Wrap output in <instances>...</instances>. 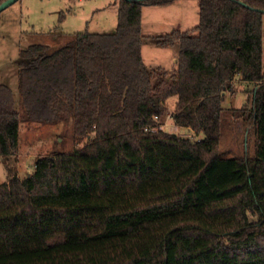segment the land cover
Returning a JSON list of instances; mask_svg holds the SVG:
<instances>
[{
    "label": "trees",
    "instance_id": "trees-1",
    "mask_svg": "<svg viewBox=\"0 0 264 264\" xmlns=\"http://www.w3.org/2000/svg\"><path fill=\"white\" fill-rule=\"evenodd\" d=\"M175 1L118 0L114 32L20 50V110L0 84L2 161L22 122L87 142L0 182V264H264V0H195V27L156 38L179 47L169 72L145 64L141 17ZM237 84L249 107H225ZM170 97L202 139L161 129ZM227 114L252 120L254 157L218 152Z\"/></svg>",
    "mask_w": 264,
    "mask_h": 264
},
{
    "label": "rangeland",
    "instance_id": "rangeland-1",
    "mask_svg": "<svg viewBox=\"0 0 264 264\" xmlns=\"http://www.w3.org/2000/svg\"><path fill=\"white\" fill-rule=\"evenodd\" d=\"M118 0H18L0 12V84L8 86L15 105L20 110V97L17 86L19 52L33 44H43L55 49L66 44L77 32L110 33L116 27ZM151 9L145 7L143 14L145 39L143 56L149 64L154 51H173L156 43V38L165 35L153 33L150 36L147 20ZM152 11V10H151ZM157 11V10H155ZM263 62H264V18H263ZM171 49V50H170ZM166 57V56H165ZM168 59V56H167ZM170 64L167 66L169 69ZM237 84L234 92L225 100V107L240 108L251 103L252 86ZM175 97L166 101L167 114L162 120L161 129L192 140L203 138L202 133L177 127L171 115ZM226 115L227 122L222 128L218 152L222 157L255 156V133L253 122L246 116ZM86 138L73 134L71 123L42 124L22 122L19 127V145L15 156L3 162L0 158V182L12 176L24 178L33 170L38 157L69 152L84 146Z\"/></svg>",
    "mask_w": 264,
    "mask_h": 264
},
{
    "label": "crops",
    "instance_id": "crops-1",
    "mask_svg": "<svg viewBox=\"0 0 264 264\" xmlns=\"http://www.w3.org/2000/svg\"><path fill=\"white\" fill-rule=\"evenodd\" d=\"M145 7L160 8L151 9L152 11H149L150 15L149 19L147 20V29H149L150 36H153V33H155V36H157L159 33L168 34L174 30L183 32L192 29L199 22L198 4L195 0H177L168 6H144L142 8L141 17L142 34L144 29L143 14ZM114 31L115 28L112 30V32ZM143 36L145 35L143 34ZM170 48L173 49V51H166V53H158L154 51L153 56H151L152 59H150L149 64H147V62L144 60L142 46V58L145 64L149 67H160L166 69L169 72H174L177 67L179 47L174 45ZM169 64L171 66H169V69H167ZM227 100L228 97L226 98V101Z\"/></svg>",
    "mask_w": 264,
    "mask_h": 264
},
{
    "label": "water",
    "instance_id": "water-1",
    "mask_svg": "<svg viewBox=\"0 0 264 264\" xmlns=\"http://www.w3.org/2000/svg\"><path fill=\"white\" fill-rule=\"evenodd\" d=\"M18 0H4L0 3V12L3 11L5 8H7L8 6H10L11 4H13L14 2H16ZM125 1H138V2H142L144 0H125Z\"/></svg>",
    "mask_w": 264,
    "mask_h": 264
},
{
    "label": "built area",
    "instance_id": "built-area-1",
    "mask_svg": "<svg viewBox=\"0 0 264 264\" xmlns=\"http://www.w3.org/2000/svg\"><path fill=\"white\" fill-rule=\"evenodd\" d=\"M168 118H171V115L170 116H167Z\"/></svg>",
    "mask_w": 264,
    "mask_h": 264
}]
</instances>
